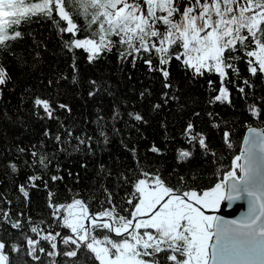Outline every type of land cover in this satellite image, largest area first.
<instances>
[{"label": "snow or ice", "instance_id": "obj_1", "mask_svg": "<svg viewBox=\"0 0 264 264\" xmlns=\"http://www.w3.org/2000/svg\"><path fill=\"white\" fill-rule=\"evenodd\" d=\"M181 0H0V53L11 49L12 43L23 39L20 30L22 24L32 22L33 18L52 22L61 35L63 47L72 54V82L76 83V50L88 53V60H98L104 53L116 50L119 59L124 61L132 57L142 59L150 72H160L165 89H172L169 82V65L173 59L179 61L194 77H203L205 73L215 74L219 78V87L209 79L210 91L216 92L209 104L228 103L231 105L228 85L233 84L243 98L249 93L245 88L254 86L244 79L242 86L229 78V71L239 77L237 62L244 60L251 77L260 74L264 80V0H186L183 11ZM178 14L179 19H173ZM83 19L81 27L79 21ZM63 22V23H62ZM87 35L81 37L80 33ZM64 34H70L63 39ZM177 49L173 51V49ZM141 53L148 55L144 59ZM154 54V55H153ZM38 55V54H37ZM24 64L23 57H16ZM158 64L153 65V59ZM65 79L67 77H64ZM12 77L6 66L0 61V99L3 89ZM58 82V81H57ZM89 96L100 90L97 81ZM52 80L48 81L51 87ZM144 93H141L143 98ZM165 101L169 93L163 94ZM172 99H177L174 95ZM33 107L40 119L55 120L57 108L71 112L66 104L54 106L50 99L35 96ZM160 104L153 105L159 109ZM252 114L260 115V109L249 106ZM43 113L41 116L40 113ZM199 115V113H196ZM213 114L209 113L211 117ZM130 119L144 122L138 112L128 113ZM120 118L115 111L113 119ZM103 117L97 118L99 134L107 144L108 137L103 127ZM213 127H219L213 124ZM54 140L60 150L71 146L72 129L62 122ZM46 137L50 136L45 131ZM187 143L197 145L205 153L211 152L206 137L197 132L189 123L183 133ZM225 143L232 147L228 132L223 133ZM78 150L81 145L92 150V137L75 136ZM243 150L234 156L230 170L222 179L206 190L185 186L187 182L181 176L180 183L170 185L159 172L150 173L140 170V177L134 182L135 192L125 200L128 208H120L113 203L112 193L106 191V202L110 207L98 213H90L85 200L74 198L66 205L50 204L55 215L63 220V226L74 234L72 250L59 253L48 251L49 257L64 255L72 258L70 264H264V127H249L243 141ZM43 142H41V148ZM31 161H25L29 167L39 169L38 174L28 177L27 185L18 187L23 197L29 196V188L37 187L36 181L44 180L50 158L36 145H33ZM159 154L155 145L150 149ZM25 149L20 148L23 153ZM134 151V150H133ZM192 151L177 150L178 162L191 158ZM215 155V153H212ZM13 172L18 171L11 163ZM103 171V168H102ZM110 174V173H109ZM53 182L63 179L52 175ZM127 182V178L123 177ZM54 193H49L51 200ZM247 204V211L239 220H226L223 215H209L207 212L220 211L225 202L241 201ZM8 203H11L10 201ZM126 213V214H125ZM0 220L7 221L14 229H21L18 220H12L8 212L0 210ZM29 229L36 238L25 235L27 256L39 261L45 254L41 241L49 242L51 249L57 248L56 236L44 234L40 224L29 221ZM65 243H68L65 240ZM9 246L0 240V264H12L6 249ZM11 252L21 253L17 244L11 245ZM161 253L164 254L161 258ZM16 264H25L20 257ZM55 264V260L50 261Z\"/></svg>", "mask_w": 264, "mask_h": 264}, {"label": "trees", "instance_id": "obj_2", "mask_svg": "<svg viewBox=\"0 0 264 264\" xmlns=\"http://www.w3.org/2000/svg\"><path fill=\"white\" fill-rule=\"evenodd\" d=\"M79 23L82 27V18ZM20 30L23 39L13 42L9 51L0 53V61L12 77L0 99V210L22 224L21 229H14L7 221L0 220V240L9 246L6 254L12 264L20 257L25 264H50L54 260L46 253L55 250L43 240L41 246L45 248V254L37 253L40 260H32L26 255L28 249L24 238L25 235L36 238L29 229V221L33 225L40 224L42 235L58 236L64 226L63 220L56 217L66 213L61 211L54 215L51 203L66 205L74 198H80L85 200L90 213H98L110 207L106 202L107 191L112 193L114 204L128 208L125 200L135 192L134 182L142 178L141 169L150 173L158 171L173 186L178 185L183 176L186 187L206 190L230 170L234 156L240 153L246 130L264 127V80L260 74L251 77L243 59L237 62L239 77L229 71V78L241 86L244 79L251 81L254 87L245 88L249 93L247 98L229 84L231 105L209 104V99L217 94L210 91L209 79L215 81L214 87H219V78L215 74L194 77L191 70L173 59L164 66L169 71L173 88L165 89L161 73L150 72L142 59H136L133 66L132 57L121 61L119 53L113 50L89 62V54L78 49L75 54L77 82L73 83L72 54L63 47L61 35L52 22L33 18L32 22L22 24ZM69 35L64 34L63 39H68ZM85 35L83 31L80 33L81 37ZM141 55L144 59L149 58L145 53ZM17 56L23 57L25 63L20 64ZM157 64L158 58H154L153 65ZM49 80L53 81L51 87ZM93 80L97 81L100 90L89 96L94 87L90 83ZM165 92L169 93L167 101L163 97ZM173 95L177 99H172ZM35 96L50 99L54 106L66 104L71 112L57 108L59 122L40 119L32 103ZM155 104L161 107L154 110ZM250 105L260 109L259 116L252 114ZM115 111H119L120 118L113 119ZM130 112L140 113L146 123L130 119ZM209 113L213 115L210 117ZM98 117L104 118L107 144L99 134ZM61 122L73 131L71 146L64 145L67 150H60L54 140L58 131L63 138ZM189 123L194 125L195 131L205 135L211 152L205 153L198 145L193 148L187 143L183 133ZM214 123L219 127H213ZM46 130L50 133L48 137L44 135ZM224 132L229 133L231 148L225 143ZM85 134L92 137L91 151L83 145L78 150L75 148V136ZM33 145L49 154L51 162L44 173L48 183L45 186L43 181H36L37 187L29 188V196L25 198L18 187L27 185L28 177L39 173V169L25 163L32 159ZM153 145L161 150L159 154L150 150ZM20 148L25 151L19 152ZM178 149L190 150L193 154L188 160L178 162ZM11 163L17 165V172L11 170ZM52 175L63 179L53 182ZM50 192L55 194L51 200ZM67 241L61 242L60 253L75 247L71 240ZM14 243L21 247V253L11 252ZM160 255L163 258L164 254ZM71 259L61 254L58 264H70Z\"/></svg>", "mask_w": 264, "mask_h": 264}, {"label": "water", "instance_id": "obj_3", "mask_svg": "<svg viewBox=\"0 0 264 264\" xmlns=\"http://www.w3.org/2000/svg\"><path fill=\"white\" fill-rule=\"evenodd\" d=\"M247 135H248V129L246 130V132H245V134L243 136L240 151L243 150V146H244L243 145V141H244V138ZM228 203L229 202L226 201L225 204L222 205L220 211H218V212H216V211L207 212L206 214H209V215H223L226 220H233V219L239 220L241 218V216L244 215L245 212L247 211V204L243 200L231 202L230 206H228ZM65 237L74 238V235L71 234L65 228L62 229L61 232L56 237V240H55V243L57 245V248L55 249L56 252L60 253V243H61L62 239L65 238ZM59 259H60V255L54 257L55 264H58Z\"/></svg>", "mask_w": 264, "mask_h": 264}, {"label": "rangeland", "instance_id": "obj_4", "mask_svg": "<svg viewBox=\"0 0 264 264\" xmlns=\"http://www.w3.org/2000/svg\"><path fill=\"white\" fill-rule=\"evenodd\" d=\"M185 2H186V0H181V2H180V10L181 11H183V8H184V4H185ZM180 17H179V15L178 14H175L174 15V17H173V19H179ZM66 230H68L71 234H73L72 232H71V230L70 229H68V228H66V227H64ZM74 235V234H73ZM63 240H71V238L70 237H65V238H63L62 239V241ZM61 241V242H62ZM61 244V243H60Z\"/></svg>", "mask_w": 264, "mask_h": 264}]
</instances>
